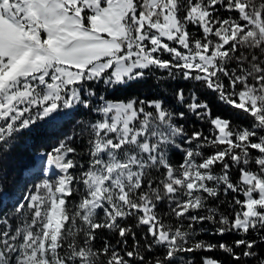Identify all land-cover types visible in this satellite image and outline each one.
<instances>
[{"label": "snow or ice", "instance_id": "snow-or-ice-1", "mask_svg": "<svg viewBox=\"0 0 264 264\" xmlns=\"http://www.w3.org/2000/svg\"><path fill=\"white\" fill-rule=\"evenodd\" d=\"M220 9L234 15L222 17ZM165 53L169 59L161 58ZM153 68L195 81L253 123L233 129L229 119L212 118L209 101L193 91L187 109L208 118L218 134L188 136L159 100L97 96L95 85L139 86ZM177 97L184 100L183 90ZM81 108L97 116L81 128L88 133L87 167L70 158L77 149L66 136L41 155L58 170L54 180L33 183L10 208L0 189V264H195L182 254L216 249L235 264L258 256L255 249L264 246V0H0V151L15 150L42 124L60 130ZM177 138L189 147L174 167L166 150L181 148ZM194 141H202L196 150ZM206 146L216 150L205 156L199 149ZM77 167L75 175L70 170ZM221 185L225 194L244 197L235 199L241 210L231 219L208 203ZM165 200L177 220L187 217V228L165 224L157 211ZM130 218L144 229L147 251L162 249L154 261L140 254L133 226L121 223ZM206 222L221 237L258 234L260 243L196 239L194 225ZM98 230L118 235L125 247L131 237L132 250L121 255L107 241L95 249ZM201 264L223 262L205 257Z\"/></svg>", "mask_w": 264, "mask_h": 264}, {"label": "trees", "instance_id": "trees-1", "mask_svg": "<svg viewBox=\"0 0 264 264\" xmlns=\"http://www.w3.org/2000/svg\"><path fill=\"white\" fill-rule=\"evenodd\" d=\"M219 15L222 17H228L234 15L220 9ZM190 32L194 36H199L200 32L195 26H190ZM162 59H169L168 55L165 53L161 57ZM234 67V65H230ZM116 86H107L103 83L95 85V91L97 96H103L105 99L111 102L127 101L129 99L144 100L146 102L159 100L162 102V106L165 110L173 114V122L178 126H183L185 133L190 136L193 132H202L204 136L213 137L214 134H218L217 130L213 128L210 124L208 118L201 119L196 114L190 112L186 105L190 102V94L194 91L197 94L199 100L207 99L210 104L211 116L215 118L220 116L222 118L229 119L231 121V126L233 129L245 128L253 123L251 117L246 116L242 111L235 110L230 106H227L220 102L215 94L209 92L206 88L199 87L195 81L184 80L180 77V74L177 72L175 77H170L167 70L163 69H151L145 70V77L143 82L139 86L115 90ZM183 90L184 100L181 101L177 97V92ZM206 94V95H204ZM139 106V105H138ZM93 107H99V103H94ZM146 111H153L148 104L144 105ZM202 111V110H199ZM184 112L185 116L183 118L179 117V113ZM95 118H97L95 113H90L87 109L81 108L76 114L75 118L71 123H67L60 130H54L48 124H42L41 128L38 131L26 134L21 140L17 141L19 147L15 150L5 146L3 151H0V189H3L5 192V208H10L12 203L15 202L16 198L22 197L25 191L30 190L31 186L35 182H39L41 179L50 178L55 179L52 175L45 177L39 170H31L28 168L34 167L36 161L34 155L41 151L46 150L50 151L58 141L64 139L66 136H73L74 140L71 142L72 146L77 149L75 154H71L70 158H73L78 165L83 164L85 168L88 163V146L87 138L88 133L85 131L81 134V128L84 125L89 124ZM259 133L260 130H257ZM202 141H194L191 145L194 150H196V144L201 143ZM177 144L181 145V148L169 147L166 150L167 158L174 167H179L183 163L184 152L181 149L188 148L187 143H183L181 138H177ZM223 147V146H221ZM203 154L209 155L212 154L216 149L211 146H206L202 149H199ZM255 153V150H253ZM197 162H200L202 157L195 158ZM30 167H26L29 166ZM249 167H252L249 165ZM252 170H255L254 168ZM26 171H30L27 175ZM73 174L78 175L81 171L79 167L76 169L70 170ZM214 174L219 175L221 169L219 166H216L213 169ZM153 177L158 178L159 173L153 172ZM230 178L233 182L238 180V171L237 167L233 166L230 169ZM213 182H209V185L212 186ZM27 185V187H26ZM79 187V186H78ZM223 185L220 186L221 194L218 198L214 200H209V206L218 208L219 212L229 216L231 219L235 212L240 211V206L235 204V199L239 198L244 199L242 194L232 193L229 191L227 194L223 192ZM81 193H76L72 198V202H78ZM206 195V194H205ZM157 211L166 225H170L173 228L183 226L187 228L190 223L187 217L182 220H177V218L171 215V208L169 206V201L165 200L158 205ZM196 214V213H193ZM200 215L205 214L203 211L199 213ZM122 224L132 225L133 231L137 233V238L140 240V254L145 257L146 262L154 261L161 255L162 249L153 247L152 251L149 252L146 250L144 245L147 241L144 237V229L135 227V219L130 218L127 221H122ZM197 230L198 235L196 239L204 240L213 244L219 242L226 243L230 246L234 244V241L240 238L245 239H256L257 244L260 243L259 235H248L244 236L243 233H229L221 237L215 234V225L210 222L204 223L201 225H194ZM201 227L206 231H201ZM120 237L113 232L107 230H98L97 239L93 242L94 248L99 249L102 247L104 242L110 243V245L121 255L126 251H130L133 248V240L131 237L127 240V246L118 243ZM236 253H240L243 249H235ZM258 256L255 258H245L241 257V264H259V258H264V246L257 247L255 249ZM185 257V260H193L195 264H201V260L205 257L215 258L219 261H222L223 264H235L234 260L230 259L228 254L223 251L216 249L213 251H197L194 254H182ZM126 259H129L125 256ZM103 259V257H101ZM135 264V262H131ZM180 264H184V261H181Z\"/></svg>", "mask_w": 264, "mask_h": 264}, {"label": "bare ground", "instance_id": "bare-ground-1", "mask_svg": "<svg viewBox=\"0 0 264 264\" xmlns=\"http://www.w3.org/2000/svg\"><path fill=\"white\" fill-rule=\"evenodd\" d=\"M45 152L43 150H41L38 154H36V155H38L37 160H36V164L34 165V167L28 168V169L37 170V168H41L43 172H45V170H47L48 175H52V176L56 177L58 174V170H56L54 168V166H48L46 163V160H43V161L41 160V155L46 154ZM47 152H49V151H47Z\"/></svg>", "mask_w": 264, "mask_h": 264}, {"label": "rangeland", "instance_id": "rangeland-1", "mask_svg": "<svg viewBox=\"0 0 264 264\" xmlns=\"http://www.w3.org/2000/svg\"><path fill=\"white\" fill-rule=\"evenodd\" d=\"M40 152V151H39ZM39 152H37L36 154H38ZM41 168H37V170H40ZM42 172V171H41ZM28 173H30V171H26L25 174L27 175ZM56 178V177H54Z\"/></svg>", "mask_w": 264, "mask_h": 264}, {"label": "water", "instance_id": "water-1", "mask_svg": "<svg viewBox=\"0 0 264 264\" xmlns=\"http://www.w3.org/2000/svg\"><path fill=\"white\" fill-rule=\"evenodd\" d=\"M45 153H47V152H45ZM37 156H38V155H35V157H34V158H36V159H37Z\"/></svg>", "mask_w": 264, "mask_h": 264}]
</instances>
